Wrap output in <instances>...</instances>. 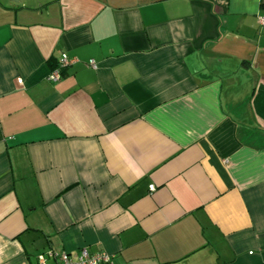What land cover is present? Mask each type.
I'll list each match as a JSON object with an SVG mask.
<instances>
[{"label":"crops","instance_id":"crops-1","mask_svg":"<svg viewBox=\"0 0 264 264\" xmlns=\"http://www.w3.org/2000/svg\"><path fill=\"white\" fill-rule=\"evenodd\" d=\"M36 1L0 0V264H264V0Z\"/></svg>","mask_w":264,"mask_h":264},{"label":"built area","instance_id":"built-area-1","mask_svg":"<svg viewBox=\"0 0 264 264\" xmlns=\"http://www.w3.org/2000/svg\"><path fill=\"white\" fill-rule=\"evenodd\" d=\"M261 24H264V18L260 20ZM76 58H70L65 53L61 54L60 58L57 61V64L49 72L47 79L49 81L55 82L62 77L63 70L72 65ZM89 64L96 68V64L93 61H90ZM155 186L153 184L149 185V191H153ZM58 264H109L112 255L108 252H98V253H89L85 248H81L75 256H71L68 252H61L56 254ZM39 261L41 264L44 261V255L39 256Z\"/></svg>","mask_w":264,"mask_h":264},{"label":"flooded vegetation","instance_id":"flooded-vegetation-1","mask_svg":"<svg viewBox=\"0 0 264 264\" xmlns=\"http://www.w3.org/2000/svg\"><path fill=\"white\" fill-rule=\"evenodd\" d=\"M13 1H19V0H13ZM36 2H37V5H38V6L41 5V3H40L38 0H37Z\"/></svg>","mask_w":264,"mask_h":264}]
</instances>
